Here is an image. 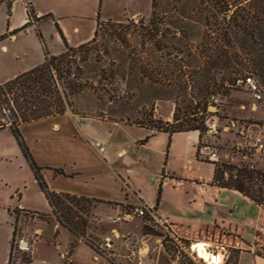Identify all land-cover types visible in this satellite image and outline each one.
<instances>
[{
	"label": "trees",
	"instance_id": "obj_1",
	"mask_svg": "<svg viewBox=\"0 0 264 264\" xmlns=\"http://www.w3.org/2000/svg\"><path fill=\"white\" fill-rule=\"evenodd\" d=\"M25 1L28 21L21 31L26 30L31 19H35L36 23L45 19H36L31 3ZM10 2L7 1L8 12ZM54 27L61 38L62 51L54 55L44 50L43 61L39 65L0 84V109L7 110L11 135L56 221L82 239L84 228L89 227L77 213L88 215L97 201L50 191L41 174L43 168L33 160L23 140L20 125L61 116L67 110L78 114L73 110V102L86 93L111 104H130L129 100L138 97L137 84L145 82L178 85L184 91L191 88L196 91L195 99L204 111L213 97L222 99L239 91L247 77L255 79L257 86L264 89V0H152L151 15L147 21L142 17L122 22L97 20L93 36L76 47L66 43L56 23ZM193 30H198L197 39H193ZM36 31L43 44L38 27ZM15 33H9V36ZM6 35L1 36L0 41ZM151 49L158 53L154 69L150 59ZM262 98L264 100V94ZM187 107L189 112L183 115L185 119L181 123L178 104L175 103L171 122L156 121L146 116L144 123L136 127L169 136L197 132L196 158H199L200 148L203 147L202 133L207 132L206 123L191 119L197 113ZM3 128L4 125L0 124V130ZM240 157L248 159L249 155L240 153ZM203 160L213 164L211 186L238 192L264 209V171L249 168L248 165ZM53 172L66 176L59 169H53ZM160 192L159 188L157 201ZM64 201L73 205L75 210L65 205ZM16 210L9 211L14 219L7 264H30L31 257L15 258L12 254V242L17 236ZM145 226L143 224L142 228ZM101 241L94 237L93 241L84 240L93 254Z\"/></svg>",
	"mask_w": 264,
	"mask_h": 264
},
{
	"label": "rangeland",
	"instance_id": "obj_2",
	"mask_svg": "<svg viewBox=\"0 0 264 264\" xmlns=\"http://www.w3.org/2000/svg\"><path fill=\"white\" fill-rule=\"evenodd\" d=\"M7 1L8 0H4L0 3V37L8 34L0 41L1 72L6 71L8 66H15L16 63L21 60L26 64H33V62L41 61L44 57V50L51 54L61 50L60 48L62 46L59 38H57L58 43L51 39V36H57L54 25L50 22L41 25L48 20L49 15L42 16L45 17V19L38 23H36L35 19H31L26 30L21 31L20 29H22L28 21L26 15V1L11 0L9 12ZM55 2L59 3L60 0ZM55 2L52 1L51 4H55ZM72 2L74 5L72 11L73 16L65 20H67V28L73 39H78L87 34L91 22L89 18L91 17L93 21H102L105 19L115 22L116 20L125 21L133 18L137 20L140 17H142L144 21H147L151 15L152 0H72ZM41 4L45 6L46 1L43 0ZM49 4L50 2L48 5ZM36 25L42 33L44 40L43 44L37 37ZM74 26L79 27V33H76L75 30L73 31ZM12 32L16 33L13 35L14 38L11 39L9 33ZM192 34L195 35L193 39H197L196 37L199 35L198 30H193ZM2 44H6L8 47L6 53H4L1 48ZM157 58L158 53L155 52L154 49H151L150 59L153 69L156 66ZM163 62L165 63L164 60ZM184 68L185 67H183V69ZM253 80L256 83V80ZM181 81L182 79L179 80V82ZM137 87L139 88V90H137L138 97L135 100H129L130 104H125L123 102L111 104L106 100H98L91 93H86L75 98L73 110L78 114H87L105 118L106 120H115L124 124L137 126L138 124L144 123L146 116L156 121L171 122L175 103L178 104L179 122L181 123L185 119L183 115L189 112L187 107L189 106L193 110L192 112L197 113L193 115L191 119H194L196 122L204 120L205 123L208 120H214L219 127L218 133L216 134H211L209 132L202 133L201 146L203 147L200 148L199 153H206L214 149L218 155V163L238 166L248 165L249 168L264 171V140L262 141L263 147L259 153H256L250 148L257 132L264 127V100L262 98L259 101H255L252 93L246 86L242 85L239 91L232 92L230 96L226 98L221 99L216 96V98H218L216 104H211L213 102L209 100L206 111L202 109L201 104H198V100L195 99L196 91L194 92L191 88H187L184 91L181 90L178 85L164 86L149 82L137 84ZM258 88L260 94L263 95L264 89L262 87ZM7 115V110L3 111L0 109V124L4 125V127L9 126L11 121L8 119ZM231 119L239 121L247 128L249 127L247 138L244 139L240 137L234 131H222V126ZM9 134L8 131H0V264H4L7 240L10 233L8 232L9 229L7 226L10 223V217L8 216L9 211L12 212L16 209H20V207H17L18 205L42 209L46 208L43 201L44 198L39 196L38 186L35 181H33L34 178L32 179V177H34L33 172L28 164H26L27 162L24 163V158L13 152L11 147L12 137L10 138ZM14 140L13 145L14 143L17 145ZM122 140L123 142L126 141L124 139ZM205 147L207 148L205 149ZM240 153L248 154V159H242ZM179 155L182 160L179 157H172L170 160L169 165L176 171L177 175L176 177H170L171 180L166 183L168 186L165 189L163 188L164 181L161 180L160 172L157 175L158 183L156 185L150 180L155 172L151 169H147L149 179L142 182L143 184L141 183L145 198L152 200L158 205V214L160 215H157L166 219L171 226L172 223L169 220H172L176 225H181L184 229L191 232H198L197 230H200L202 233L207 226L211 229L214 219H217V228H223L225 230L230 226L231 229H234L235 226L238 225V230L240 228L245 229L246 225L243 223L244 219L239 213L237 211L234 212L231 206L223 203L217 204L208 188L198 184H195L194 187L189 186L190 184L187 181L189 179H186L188 176L200 178L206 176L207 172L205 167L198 168L190 162L184 165V156L181 154ZM199 159L203 160L201 156H199ZM163 168L165 172L168 171L167 167H164V165L162 166V169ZM135 177H138L136 173H132V178ZM182 178L184 179L182 180ZM137 179L139 180V178ZM179 180H181V182H179ZM159 188L161 192L157 201ZM64 202L65 205L75 210L73 205L68 204L66 201ZM8 207L15 209L12 210ZM104 211L105 210L102 211L104 215L99 217V219L101 220V227L105 233H109L111 227H116L120 230V233H125V231H127L135 237L146 236L144 240L148 243L149 254L142 258L144 264H202L199 261L192 260L188 255L180 254L176 257L172 249L166 248L165 251L154 250L155 244L153 243V239L148 237L154 235V232L148 226L142 228L140 219H134L130 224L126 225L121 223L112 225L109 218H107V216H112V212ZM16 213L18 217L17 236L12 242V254L15 258L31 257V245H22L20 241L24 237V230L36 220H41L49 224V227H44L45 236H49L52 233V229L54 232L50 239L46 240L42 236L39 237L44 241L36 245V256L39 260L45 259L50 262L56 256L53 245L57 246L58 244V246H61L57 247L56 251H68L71 253L75 247L81 244L78 249L75 250V258L77 261L81 264H103L101 259L92 258L94 255L91 250L88 246L83 245H88L87 242H84L85 239L93 241L94 236L92 234V229L95 227L97 220L92 214V209L88 215L81 212L77 213L78 216H81L83 220L86 221L89 227L84 228L83 232L85 239H81L82 237L75 236L66 230H60L64 228L60 223H58V227L55 228L57 221H53L49 216L43 213L41 215H36L17 210ZM30 228L32 229L33 227ZM79 232H81V230H79ZM32 241L33 239L30 238V243H32ZM222 246L226 251L223 264H264V246H259L257 244L254 250H249L244 246L242 248H235L233 247L234 245H230L229 242L224 243ZM249 246L251 245L249 244ZM246 251L249 253L254 251L255 259H253L251 255L244 254V260H242L240 258V252ZM121 262L123 264L135 263L125 259L121 260Z\"/></svg>",
	"mask_w": 264,
	"mask_h": 264
},
{
	"label": "crops",
	"instance_id": "obj_3",
	"mask_svg": "<svg viewBox=\"0 0 264 264\" xmlns=\"http://www.w3.org/2000/svg\"><path fill=\"white\" fill-rule=\"evenodd\" d=\"M2 1L4 0H0V3ZM42 1L28 0L31 3L34 17L37 19L49 15L48 20L41 25L49 22L52 25L56 23L68 45L76 47L85 43L93 36L97 20L93 21L91 19L92 17L89 18L91 21L90 28L85 36L79 37L78 39H73L70 36L67 28V20L65 19L73 16L72 11L74 5L72 0H60L59 3L55 2L58 0H45V6H42ZM52 1L55 4H51ZM49 2L50 6L48 5ZM102 21L108 20L103 19ZM115 22L122 21L116 20ZM74 30L76 33L80 32L78 26H74ZM56 35L58 37L53 35L51 39L58 43L57 38H59L62 46L61 38L57 32ZM12 38L14 36H11ZM1 48L4 53L8 50L6 44H2ZM62 48L63 46L54 55L60 53ZM42 61L43 59L35 63L33 62V64H26L21 60L15 66H8L6 71H0V84L34 68ZM0 131H8L10 138L12 137L9 126H5ZM19 131L33 160L38 166L43 168L41 174L50 191L57 194H69L97 201L92 207V214L97 220L95 227L92 229V234L96 240H101L109 235L112 229L120 232L116 227H111L109 233L103 231L100 223L101 220L99 219V217L104 215L103 210H105L104 212L111 211V215H115L129 207L143 205L153 209L156 215L158 214V205L152 200L145 198L141 183L149 179L148 170L151 169L155 172L150 180L156 185L158 183L157 175L160 172L161 180L164 181L163 188L165 189L168 186L166 183L171 180L170 177H176L177 175L176 171L169 165L170 160L172 157L181 158L179 155L181 154L184 156V165L190 162L198 168L205 167L207 172L206 176L200 178L188 176L186 179H189L187 180L190 184L189 186L194 187L195 184H198L208 188L217 204L223 203L231 206L234 212L237 211L239 213L244 219L243 223L246 225V228H240L238 230L237 225L234 229L228 226L224 230L223 228H217V219H214L211 229L207 226L202 233L200 230H197L198 232H191L184 229L181 225H176L172 220H169L172 223V231L184 240L204 242L212 246H222L224 243L229 242L235 248H242L244 246L249 250H254L256 247L255 231L260 226L264 227V209L253 204L238 192L210 185L213 164L196 158V146L198 144L197 132L174 133L169 136L167 133L155 132L124 124L120 121L106 120L105 118L87 114L80 116L79 114H73L69 110L61 116L49 117L22 124L19 126ZM122 139L126 141L123 142ZM145 139L146 141H143ZM13 140L14 138L12 137L11 147L13 152L24 158L18 146L15 143L13 145ZM199 156H201V153H199ZM24 163H26L25 158ZM163 165L167 167V172H165L164 168L162 169ZM53 169L61 170L66 176L54 174ZM131 172L136 173L137 178L141 182L136 177L132 178ZM35 183L38 186L36 181ZM38 189L39 196L44 198L43 201L46 208L27 207L25 205H18L17 207H20L22 210L43 213L48 215L53 221H56V218L52 214V209L39 186ZM8 208L15 209L12 207ZM8 216L10 217V225L8 224L7 226L9 229L8 232L10 233L7 240L4 264H7L8 261L12 231L11 223L14 219L13 215L9 213ZM109 217L107 216V218ZM140 221L143 225V221ZM131 222L122 224L126 225ZM45 226L49 227V224L45 221L36 220L23 232L22 245H31L30 264H53L58 261L56 256L50 262L45 259L39 260L36 256V245L44 242L39 237L42 236L47 240L52 238L54 232L52 229V233L49 236H45ZM30 227L33 228L31 229ZM60 230H66L68 232L66 228H61ZM125 233L128 232L125 231ZM30 238L33 239L32 243H30ZM260 238L264 241V235ZM80 245L75 247L70 253L71 259L76 264H81L75 258V250ZM83 245L87 246L85 244ZM53 247L56 252V248L61 246L57 244V246L53 245ZM88 248L92 252V249L90 247ZM240 253L242 260H244V254L251 255L255 259L254 251L251 253L247 251ZM103 264L105 263L103 262Z\"/></svg>",
	"mask_w": 264,
	"mask_h": 264
},
{
	"label": "built area",
	"instance_id": "obj_4",
	"mask_svg": "<svg viewBox=\"0 0 264 264\" xmlns=\"http://www.w3.org/2000/svg\"><path fill=\"white\" fill-rule=\"evenodd\" d=\"M244 86L252 93L255 101L262 99V95L259 92L257 84L251 77L245 78ZM213 104L218 102V98L213 97ZM5 111V110H3ZM207 132L211 134L218 133L219 127L216 121L208 120L206 122ZM223 132L234 131L240 137L247 138V132L249 127H245L237 120H228L222 126ZM264 140V127H262L253 139L251 149L260 151L263 147L262 141ZM247 147V146H246ZM207 147H205L206 149ZM248 148V147H247ZM201 157L209 162H219L218 155L214 149L209 150L206 153H201ZM134 219H140L143 224L148 226L154 235L148 237L153 239L155 244L154 250H163L166 248L172 249L176 257L180 254L188 255L192 260L201 262L202 264H223L226 251L223 246H212L204 242L187 241L178 237L171 229V225L166 219L156 215L153 209L139 205L136 207H129L123 212L112 215L109 217V221L112 225L128 223ZM58 227V222L55 228ZM264 235V227L260 226L255 231V245L264 246V241L261 240V236ZM146 236L135 237L130 233H120L117 230L112 229L109 235L105 236L101 243L95 247L94 259H101L105 264H123L121 260L125 259L129 262H135L136 264H144L142 258L149 254V246L146 240ZM82 239V238H81ZM23 241L21 240L20 243ZM198 245H202V248L210 254L209 261L200 259L198 252ZM221 256V259L217 262L214 258ZM58 261L53 264H76L69 255L68 251H58ZM134 263V264H135Z\"/></svg>",
	"mask_w": 264,
	"mask_h": 264
},
{
	"label": "bare ground",
	"instance_id": "obj_5",
	"mask_svg": "<svg viewBox=\"0 0 264 264\" xmlns=\"http://www.w3.org/2000/svg\"><path fill=\"white\" fill-rule=\"evenodd\" d=\"M198 249H199V252H198V255H199V258L200 259H204L205 261H209L210 259V254L207 253L203 248H202V245H198ZM221 259V256H219L218 258H214V261H218Z\"/></svg>",
	"mask_w": 264,
	"mask_h": 264
}]
</instances>
